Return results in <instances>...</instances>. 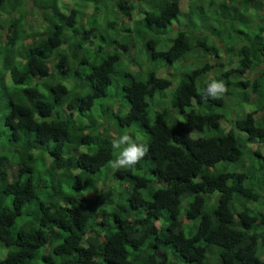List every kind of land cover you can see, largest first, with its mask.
Listing matches in <instances>:
<instances>
[{"label": "trees", "instance_id": "16d2710c", "mask_svg": "<svg viewBox=\"0 0 264 264\" xmlns=\"http://www.w3.org/2000/svg\"><path fill=\"white\" fill-rule=\"evenodd\" d=\"M106 1L117 12L108 26L127 33L105 47L96 26L79 29L82 3L0 0V264H264V0H191L172 29L182 0ZM85 2L94 16L106 5ZM35 13L46 22L37 31ZM76 38L98 45L101 61L79 56ZM140 42L151 68L135 73L124 56ZM117 73L130 81L129 108L90 119ZM213 81L226 90L206 97ZM125 134L148 151L113 168ZM39 153L51 157L50 181L31 177ZM127 197L141 213L107 202Z\"/></svg>", "mask_w": 264, "mask_h": 264}, {"label": "rangeland", "instance_id": "374dc122", "mask_svg": "<svg viewBox=\"0 0 264 264\" xmlns=\"http://www.w3.org/2000/svg\"><path fill=\"white\" fill-rule=\"evenodd\" d=\"M86 0L81 1V0H66V6L64 5V10L66 12L71 11L72 8L77 7L79 4H81L79 6V8H82V15L79 17L80 18V30H88L89 28L96 26L100 32V34H98V38H97V42L100 44H104V46L106 47V43L109 42L113 37L115 38H119L120 36H125L126 35V28H122L121 26H114V27H109L108 26V20L110 21H115L117 19V12L113 11L114 9H112V4H110L111 2H107L106 0H104V2L106 3V5L103 6V10L101 11V13L98 16H94L93 12H94V8H92V3L88 2V7H86L85 2ZM189 2V5H188ZM190 2L191 0H182L181 4H182V10H181V14L180 16L175 19L172 23V25L170 26V29H172L173 27H175L178 23L177 21L181 18H183L184 14L187 12L189 6H190ZM57 4V3H56ZM83 5V6H82ZM91 7V8H90ZM55 8V7H54ZM54 8L51 10L54 13ZM36 12V11H35ZM37 13H35V16H30L28 17V25L27 27L30 26H34V29L37 31L38 29H41L45 26L46 22L42 21V19L40 18V16L38 17L36 15ZM179 20V22H180ZM58 17H54L53 19V23H57ZM133 24V22L131 23ZM26 27V28H27ZM68 30L67 28L65 29V31ZM155 27H152L150 29H144L141 31V36H151L152 34L156 33ZM161 32H165V31H161ZM145 36V37H146ZM172 43V39L171 41L168 43V45H171ZM78 45H82V48L78 49L77 46ZM74 50L75 47L78 49V54L79 56H85L87 55L89 57V59H91L92 61H95L97 63H99L102 59V51H100L98 49V45L94 44V43H84L82 38H76L73 45L71 46ZM70 47V48H71ZM61 52V50H59ZM125 51V50H124ZM123 51V52H124ZM70 53V49L69 51L65 52ZM128 53L130 55H126L124 56V59H126L128 62H131V71L133 72H138V70H140L141 72H147L148 69H150V60H149V56H148V50L146 48V46L140 42L138 45L132 46L130 49H128ZM189 54V53H188ZM56 55L53 54V56ZM187 56V55H186ZM185 56V57H186ZM72 57V55H71ZM73 59V57H72ZM72 62H69V65H71ZM134 66V67H133ZM178 65L174 66L172 70L170 69H166V68H159V74H163V73H175L178 71L177 70ZM136 69V70H135ZM75 82H78V79L73 77ZM129 79L127 77H123L122 74L117 73L114 75L113 77V83L110 87V91L108 93V99H106V104L109 105V107L115 109L116 107H118L121 103V101L123 103H127V99L124 97V93H123V85L129 83ZM178 87V82L175 81V84L173 85V87H171L168 90L165 91H159L157 92V94L154 97V101L152 99V101L154 102V104H158L159 103V97H166L167 99H169L174 90ZM76 88H74L73 90H75ZM89 92V87L87 86V91ZM80 91L79 89L76 90V93L73 95H77L79 94ZM70 94H72V92L70 91ZM118 96L119 100H115L114 102L109 101V98H112L113 96ZM173 99V97H172ZM151 101V98H150ZM158 102V103H157ZM99 104V101L96 103V105L92 108V110H90L88 112L89 118L94 120L93 114L96 115L98 118H102V114H101V110L98 109L97 105ZM167 105V104H166ZM129 108V105L126 104V111ZM105 133V132H103ZM146 134V133H145ZM145 134H142L143 136ZM147 138V136H146ZM149 139V138H148ZM252 143H254V141H252ZM116 160V159H115ZM40 166V165H38ZM41 166H46L45 164H42ZM12 200V198L8 199V203H10ZM142 210L138 213H141ZM145 216V213L142 214V218ZM8 249L6 247H2L1 243H0V257L2 258L1 260H3L5 258V256L7 255ZM42 253H46V249L42 250Z\"/></svg>", "mask_w": 264, "mask_h": 264}, {"label": "clouds", "instance_id": "9594fccd", "mask_svg": "<svg viewBox=\"0 0 264 264\" xmlns=\"http://www.w3.org/2000/svg\"><path fill=\"white\" fill-rule=\"evenodd\" d=\"M225 86L223 84L222 81L217 82V81H213L211 84L208 85L206 92L204 93V95L206 97L210 96L212 98H216L218 95L222 94L225 91ZM153 102V101H152ZM105 103V102H104ZM106 110L103 112L101 111V114L103 116L104 114H108V109L109 111H113V108L109 107L108 104H106ZM154 108L158 109V107L154 104ZM96 121H99V118L97 117L95 119ZM106 133V132H105ZM107 134V133H106ZM112 146L114 149H121V151L119 152V155L114 157L113 161H111V166L113 168H130L132 166H134L135 164H137L147 153L148 148L143 145V144H137L135 141L132 140V138L128 135H123L122 137H120L118 140H114L112 142ZM253 148H257L256 144L252 145ZM42 151H47L43 148H40L37 150V152H42ZM41 159L38 160H34V161H28L27 166H31L33 170H37V173L32 177V179L34 181H50L51 178V171H52V160L51 157L49 155V153H46L43 155V157L41 156V154L39 153ZM116 159V160H115ZM42 164H45L46 166H41ZM40 165V166H38ZM3 167V166H2ZM30 177L26 176L23 180H27ZM111 180V179H108ZM109 186V184L104 185V188H107ZM38 190V195H41L43 197V194H40L39 189L38 188H34V191L36 192ZM119 195L121 193V191L119 190L117 192ZM101 200H105V195L104 193L99 197ZM116 201H113L111 199H109L107 202L112 204L114 207L119 208L121 210H130L131 209V202L129 201V197L127 198H122V203H118L117 199L115 198ZM47 203H52L49 200H45ZM130 211H134V212H140L141 210H137V209H131ZM61 233V232H58ZM62 236L64 238V240L66 241L69 237L68 235V230L64 229V232L62 233ZM59 242L55 241V244H57ZM51 250V247L47 246L46 247V253H48ZM35 262V261H34ZM37 264H45L43 263L42 259H38L37 262H35Z\"/></svg>", "mask_w": 264, "mask_h": 264}]
</instances>
